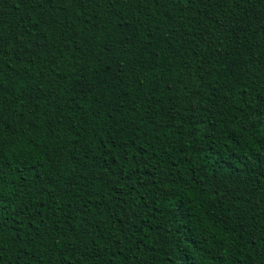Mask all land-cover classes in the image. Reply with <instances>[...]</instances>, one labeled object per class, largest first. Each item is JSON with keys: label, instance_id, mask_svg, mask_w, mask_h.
Segmentation results:
<instances>
[{"label": "trees", "instance_id": "1", "mask_svg": "<svg viewBox=\"0 0 264 264\" xmlns=\"http://www.w3.org/2000/svg\"><path fill=\"white\" fill-rule=\"evenodd\" d=\"M0 264H264V0H0Z\"/></svg>", "mask_w": 264, "mask_h": 264}]
</instances>
